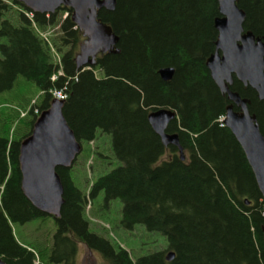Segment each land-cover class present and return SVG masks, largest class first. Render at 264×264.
<instances>
[{"label": "trees", "instance_id": "1", "mask_svg": "<svg viewBox=\"0 0 264 264\" xmlns=\"http://www.w3.org/2000/svg\"><path fill=\"white\" fill-rule=\"evenodd\" d=\"M237 6L245 13L244 31L264 36V0H238ZM70 14L66 7L33 13L18 0H0V94L20 78L41 93L33 104L0 106V259L76 264L84 245L107 264H264V201L241 147L218 122L230 103L206 68L217 38V0H117L113 12L100 10L98 19L118 37V52L97 60L101 79L95 68L76 69L82 39ZM50 46L62 62L63 75L55 81L59 67ZM163 68H174L171 80L160 78ZM64 86L62 113L76 140L90 145L97 133L108 135L117 166L89 185L72 167L57 169L64 204L54 218L24 197L19 148L49 108L51 91ZM229 89L249 100L264 137V101L235 78ZM158 109L176 113L166 132L178 135L184 160L149 125L148 114ZM91 154L104 157L100 148ZM98 191L105 203H122L124 229L143 226L163 236L165 246L133 259L91 232L89 205ZM30 222H38L31 241L21 243L13 225Z\"/></svg>", "mask_w": 264, "mask_h": 264}, {"label": "water", "instance_id": "2", "mask_svg": "<svg viewBox=\"0 0 264 264\" xmlns=\"http://www.w3.org/2000/svg\"><path fill=\"white\" fill-rule=\"evenodd\" d=\"M18 1L33 13L53 14L60 7L71 11V22L86 38L74 58L77 71L95 66L98 53L118 52L115 50L118 37L98 19L100 10L113 12L117 0ZM237 1L217 0L220 15L214 20L217 39L214 53L206 60V68L230 103L223 124L241 147L264 201V137L249 112V100L229 89L234 76L245 87L254 90L258 100L264 101V37H254L250 31L243 33L245 13L237 6ZM158 74L163 81H169L174 68H163ZM63 104L62 100H52L49 108L37 117L31 134L19 148L21 191L37 211L54 218L59 217L64 204L63 185L57 169L69 170L82 151L81 143L63 117ZM233 107H238V111ZM175 118L176 113L170 109H158L147 116L162 145L177 148L184 160L178 135L166 133L167 126ZM173 257L171 252L166 260L171 261ZM0 264L5 263L0 259Z\"/></svg>", "mask_w": 264, "mask_h": 264}, {"label": "rangeland", "instance_id": "3", "mask_svg": "<svg viewBox=\"0 0 264 264\" xmlns=\"http://www.w3.org/2000/svg\"><path fill=\"white\" fill-rule=\"evenodd\" d=\"M95 73L97 78H103L97 67H95ZM40 95V91L33 83L26 82L20 78L12 91L0 94V106L7 110L6 108L11 106H20L19 103L24 104L31 99H38ZM34 100H31V104H33ZM103 136V134L97 133L94 143L90 145L87 143L82 144V151L72 166V174L79 180H82L85 174V182L88 185L117 166V160L110 149V137L107 135V138H104ZM98 148H100V153L104 157L99 158L95 154L88 155L89 149L96 152ZM80 188H83V185ZM89 207L90 231L108 240L115 250L121 247L129 252L133 259H137L157 252L165 246L163 236L149 232L143 226L136 225L131 230L124 229L120 224L122 203L119 200L105 203L103 191L97 192L93 206L90 204ZM36 223L38 222H30L25 225L14 224L13 231L17 240L21 243L30 242L32 237L30 234L34 230ZM103 258L101 253L90 252L84 245H80L76 256V264H107Z\"/></svg>", "mask_w": 264, "mask_h": 264}, {"label": "built area", "instance_id": "4", "mask_svg": "<svg viewBox=\"0 0 264 264\" xmlns=\"http://www.w3.org/2000/svg\"><path fill=\"white\" fill-rule=\"evenodd\" d=\"M66 16V15H65ZM64 16V18H65ZM29 18H31V16L29 15ZM43 37H46V36H43ZM51 54H52V58H53V61H54V64L57 65L59 67L58 69V72L57 74L53 75L51 77V81H54L57 79L58 76H62L63 75V72H62V67H61V58L60 56L58 55V53L53 49L51 48ZM65 90H66V86H64L62 89H59V90H52L51 91V95L54 99H57V100H64L66 98V93H65ZM23 115V114H22ZM218 122L221 124L222 126V123H223V118H220L218 120ZM34 264H39L38 260H36L34 262Z\"/></svg>", "mask_w": 264, "mask_h": 264}, {"label": "flooded vegetation", "instance_id": "5", "mask_svg": "<svg viewBox=\"0 0 264 264\" xmlns=\"http://www.w3.org/2000/svg\"><path fill=\"white\" fill-rule=\"evenodd\" d=\"M218 3V2H217ZM236 4H237V2H236ZM220 16V15H219ZM218 16V17H219ZM77 28V27H76ZM78 29V28H77ZM78 31H79V33H80V36H81V39H82V42H81V44L86 40V38L84 37V35H83V33L78 29ZM245 32H247V31H244V29H243V33H245ZM251 32V31H250ZM252 33V32H251ZM253 34V33H252ZM253 36H254V34H253ZM254 37H256V36H254ZM262 37H264V36H262ZM262 37H257V38H262ZM217 39V38H216ZM81 44L79 45V48H80V46H81ZM79 48H78V52H79ZM77 52V53H78ZM102 55H104V54H101V53H98L97 54V56H96V64H95V66H93V67H88V69H86V70H93V68H95L96 67V65H97V60L102 56ZM233 78H235L234 76H233ZM236 79V78H235ZM237 80V79H236ZM238 81V80H237ZM232 83H233V81H232ZM229 106V105H228ZM233 109H234V111H238V107H233ZM169 126V125H168ZM168 126H167V128H168ZM167 128H166V130H167ZM167 133V132H166ZM168 134V133H167ZM172 134H176V133H172ZM171 135V134H170Z\"/></svg>", "mask_w": 264, "mask_h": 264}]
</instances>
